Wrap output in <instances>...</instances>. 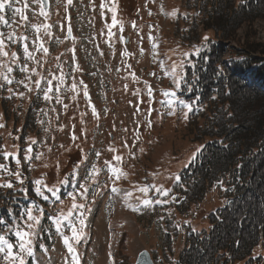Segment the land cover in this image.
<instances>
[{
  "label": "rangeland",
  "instance_id": "374dc122",
  "mask_svg": "<svg viewBox=\"0 0 264 264\" xmlns=\"http://www.w3.org/2000/svg\"><path fill=\"white\" fill-rule=\"evenodd\" d=\"M239 3L240 0H232L234 7ZM97 4L98 0H94L86 16L80 11L75 18L72 25L75 27L72 31L74 39L69 42V48L61 47L58 54L65 60L60 61L58 57L45 64L43 76H36L44 81V88L47 80H52L54 90L50 93V101L41 99V96L34 99L38 90L43 94V86L35 89L33 85L35 90L31 92L26 89L9 92L8 88L2 91L0 164L6 165L7 170L0 169V185L11 183L13 187H0V201L15 206L18 214H9L13 219L11 222L1 219L0 235H5L14 245L13 251L18 252V240L14 234L16 226L29 230L25 213L28 208H33V214L40 217V224L35 227L32 237L33 254L24 255L25 264H66V261L71 264V257L54 223L62 212L71 210L70 219L77 227V218L82 213L85 217V235L75 246L80 264H134L142 250L149 252L155 264H174L176 254L188 246L186 240L191 242L197 231H207L211 225L214 227L217 213L226 207L228 201L218 186L209 188L203 197L198 198L199 202L192 193L186 194L185 168L198 143L202 142L194 138L193 124L189 122L197 110L196 114L202 110L204 103L196 106L190 114L188 109L179 105V100L196 104L201 93L198 87L199 90L191 92V85L200 71L192 60L186 62L192 59L189 50L192 57H197V49L202 51L206 42L218 39L212 28H194L192 21L195 19V24L200 21L194 16V4L187 3V0H156L155 3L106 0L102 4L108 13L103 22ZM113 4L123 30L118 23L111 27L113 35L109 37L113 14L109 9ZM64 14L60 9L53 18L62 21ZM87 23L90 24L87 26ZM60 25L62 29V23ZM231 31V37L223 40L227 48L220 63L235 58V51L242 49L247 42L264 47V14L240 20ZM193 37H197L194 40L199 42L197 47L191 42ZM126 39L127 43H124ZM155 42L158 62L152 54ZM66 59L69 62L64 63ZM70 59L74 65L69 70ZM161 64L169 70L168 75L162 71ZM180 64L184 79L177 90L170 73L173 66ZM221 65L225 67V64ZM180 71L181 68H177V72ZM133 73L137 80L133 79ZM61 74L65 83L57 93L55 85L58 80L53 76ZM145 82L154 87L153 98L147 95ZM73 83L77 85L75 92L68 90ZM84 85H87L88 98L84 96ZM165 88L176 91L174 114L167 107V101L172 97L164 95ZM138 90L139 95H134ZM20 93L24 96L21 97ZM27 95L30 97L26 98ZM57 95L60 103L56 101ZM93 106L98 116L93 115ZM203 111L205 113V109ZM29 148L31 152L27 151ZM78 150L81 164L76 167L78 161L74 162L70 168L69 157ZM5 152L10 154L7 159ZM117 155L122 157L120 163L114 159ZM109 166L119 167L127 173V178L117 180ZM94 167L99 169L97 173H93ZM169 171L178 172L174 176V185L166 188L157 182L164 181ZM16 172L20 173L22 184L16 179ZM180 173L181 177L178 176ZM38 180L43 181V185H37ZM171 182L168 179L166 183ZM84 185L88 188L86 194H82ZM38 187L43 195L37 194ZM113 187L119 191L113 192ZM138 187H148L146 198L159 199L161 203H153L150 208L141 206L137 197H145L137 191ZM157 188L167 191L168 195L157 192ZM49 189H55V195ZM129 191L133 192V197L126 202ZM183 195L187 200L185 197L177 204ZM73 196L77 204L85 207L72 209ZM133 207L139 210L134 211ZM123 222L129 223L130 227ZM68 223V220L64 221L61 232L71 236ZM261 247L256 246L255 250ZM0 264H4L3 253H0Z\"/></svg>",
  "mask_w": 264,
  "mask_h": 264
},
{
  "label": "trees",
  "instance_id": "16d2710c",
  "mask_svg": "<svg viewBox=\"0 0 264 264\" xmlns=\"http://www.w3.org/2000/svg\"><path fill=\"white\" fill-rule=\"evenodd\" d=\"M187 3L194 4V16L200 21H192L194 28H212L218 41L208 42V48L198 51L197 57L189 50L200 71L191 92L201 87L189 114L204 104L189 122L194 138L202 142L185 168V186L196 202L212 186L221 187L228 201L217 213L214 227L197 231L191 242L188 239V246L176 254L174 264H264V47L247 42L235 51V58L219 62L227 48L223 40L231 37L240 20L264 14V0H240L237 7L232 0ZM79 156L80 150L70 155V168L74 162L80 163ZM176 172H167L166 179L157 183L169 188ZM168 179L172 180L169 184ZM9 214H18L15 206L0 201V221L11 222ZM259 245L261 252L255 250Z\"/></svg>",
  "mask_w": 264,
  "mask_h": 264
},
{
  "label": "snow or ice",
  "instance_id": "6c2138e0",
  "mask_svg": "<svg viewBox=\"0 0 264 264\" xmlns=\"http://www.w3.org/2000/svg\"><path fill=\"white\" fill-rule=\"evenodd\" d=\"M19 2H20V0H0V24H3L5 26L9 25V20H7L5 18V15H3V13L5 12L6 9L11 11L12 17H13V23L16 22L15 17H17V16H20L21 19L25 20V21L28 19L27 16L24 15V10L28 8L27 0H25L23 8L16 7V3H19ZM36 3H38L40 5V13L39 14L47 17L48 13L44 7L46 0H36ZM68 4L71 5L72 0H68ZM104 6H105L104 4H101V8H103ZM109 10L113 13L112 14V23L109 26V33H108L109 37H111L113 35V33L111 32V27H114L118 23H120V29L122 31L123 25H122V22H119L117 20L115 4H113V7L110 8ZM161 10H163V9H161ZM172 15L175 16L176 13L173 12ZM31 27H33L35 29V32L37 34H39L41 28L45 29V34H47V35L51 34L50 31H48L51 26L48 24L31 25ZM133 27H135V24H133ZM67 34H68L69 38H73L72 37V29L70 26L67 29ZM37 38H39V36H37ZM121 39H123V37H121ZM205 39H207V37H205ZM5 40L10 41L12 43H16L18 40L23 41L24 42L23 43V53H24L25 59L33 61L37 64L39 63V61L36 60V57L34 55V51L29 50V46L26 42L27 37L26 36L17 37L14 33L5 34L3 32H0V57H8L9 56L8 51L5 50L7 47ZM33 47H34L35 51L42 50L45 55L48 54L49 50H48V48L44 47L43 43H40L38 46L34 45ZM155 48H156V45H153V49H155ZM197 51H199V50L197 49ZM141 53H142V50H141ZM11 60H12V63H8V62L0 63V80H3L7 85H11L14 82V78L11 77L10 74L13 72L12 64L18 63V61H19V57L17 56L16 52L11 53ZM57 67L59 68V65H57ZM161 67H163V65H161ZM177 68H181V71L177 72ZM19 70L22 73L26 74L25 79L28 80L29 83H25L24 80L15 81L16 83L23 84V86L25 88H27L29 92L34 91L35 89H40L41 80L36 79L35 81H32V76H39L40 75L36 71V68L30 69L28 67L27 63H25L22 67H20ZM77 70H79V66H77ZM170 74L173 78V83L175 85V89H177V90L180 89L181 81L184 79L182 64L173 66ZM132 76H133L134 80L138 79L134 73L132 74ZM53 79L58 80V83L55 85V92L59 93L61 86L64 85V83H65L64 75L61 74L59 77L53 76ZM30 83H34L35 89L33 87L29 86ZM80 83L83 84V81H81ZM0 87H3V85H0ZM145 87L148 89L147 95L149 96V98H151L153 95L152 88L147 84V82H145ZM76 89H77V85H76V83H73L71 85V88L68 90L75 92ZM53 90L54 89H53L52 80L49 79V80H47V86L42 90L43 91V98L46 101H50L52 99L50 93H52ZM8 91L12 92V88H8ZM19 95L21 97H23L24 93H20ZM134 95H139V90L136 93H134ZM164 95L172 97L171 99H169L167 101V107L174 114V112H175L174 105L177 104L176 91H172V92L165 91ZM84 96L86 98H88L87 85H84ZM72 99L75 100L76 97L73 96ZM56 101H57V103L61 102L58 95L56 96ZM179 105L182 108L188 109L189 111H191V106L189 104H186L183 100H179ZM92 111H93L94 116H98V113L96 112V109L94 106L92 108ZM0 127H3V125L0 124ZM32 143H35V141H32ZM27 151L31 152V148H29ZM9 155H10L9 153L5 152L4 153L5 159H7V157ZM97 155H99V154H97ZM26 158L31 159V157H26ZM194 158L195 157H193V159ZM37 159H39V157H37ZM114 159L117 161V163H120L122 161V157L119 155L115 156ZM19 163H20V161L17 160V165H19ZM109 167H110L111 172L113 173V175L115 176V178L117 180H119L121 177L127 178V173L123 172L119 167H114V166H109ZM0 169L7 170V166L4 164H0ZM98 171H99V169H96L95 167L93 168V173H97ZM9 174H11V173H9ZM15 176H16V179L19 180L20 183L22 184L23 181L20 179V173L16 172ZM36 183H37V185H43V181L38 180ZM0 187L12 188L13 185L11 183H7L5 185H0ZM82 189H83L82 194H86L88 191L87 185L82 186ZM49 190L53 192V195H55V189H49ZM112 190H113V192L119 191V189L115 188V187ZM137 191L140 193H143L144 197H145L143 199H141L140 197H137V200L139 201L141 206H143L145 208H150V207H152L153 203H156V204L161 203V201L159 199H156L155 201H153L152 199L146 198L148 196V193H149L148 187H138ZM156 191L161 193L164 196L168 195L167 191H164L163 189L157 188ZM37 194L43 195V193L40 190V187L37 188ZM132 197H133V192H131V191L127 192L126 193V202H127V200L132 199ZM44 198L47 199L46 196ZM72 200H73L72 209L85 207L84 204H77L75 202V196L72 197ZM133 210L138 211L139 208L133 207ZM40 211L42 212V210H40ZM25 214L27 216V221H28L26 227L29 230L25 231L23 228H21L19 225H17L16 229H15V233H14L17 240H18V245H17L19 248L18 252L13 251L14 245L12 243H9V240L6 238L5 235H0V253H3L4 264H25L24 255L27 254L30 256L33 254V249L31 246L32 245V237L35 235V232H34L35 227L40 224V217L33 214V208H28ZM71 215H72L71 210L68 213L62 212L58 216V218L54 221V223L56 225V230H57V232H60V234L63 238V244L66 247L67 252L71 257V264H80L79 256L77 254V250H76L75 246L80 243L81 239L85 235V232H84V228L86 227L85 217L82 213L80 215V217L77 218L78 224H79V227H77V225L71 221V219H70ZM65 220H68V222H69L68 226L71 230V236L65 235L63 232H61V227L64 224ZM0 223H3V221H0ZM8 231H11V229H8ZM66 264H67V261H66Z\"/></svg>",
  "mask_w": 264,
  "mask_h": 264
},
{
  "label": "water",
  "instance_id": "95a60500",
  "mask_svg": "<svg viewBox=\"0 0 264 264\" xmlns=\"http://www.w3.org/2000/svg\"><path fill=\"white\" fill-rule=\"evenodd\" d=\"M45 9H47V0L44 5ZM174 198V196L172 197ZM134 264H154L151 256L148 251L142 250L136 257L135 263Z\"/></svg>",
  "mask_w": 264,
  "mask_h": 264
},
{
  "label": "bare ground",
  "instance_id": "6f19581e",
  "mask_svg": "<svg viewBox=\"0 0 264 264\" xmlns=\"http://www.w3.org/2000/svg\"><path fill=\"white\" fill-rule=\"evenodd\" d=\"M114 188V187H113ZM124 208V207H123ZM124 223V225H126V226H128V224L129 223H127V222H123ZM122 226V225H121ZM128 227H130V226H128Z\"/></svg>",
  "mask_w": 264,
  "mask_h": 264
}]
</instances>
